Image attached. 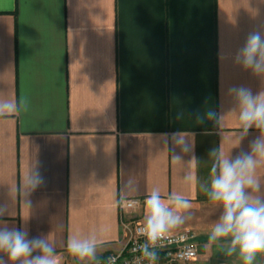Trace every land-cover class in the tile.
<instances>
[{"label":"crops","instance_id":"obj_1","mask_svg":"<svg viewBox=\"0 0 264 264\" xmlns=\"http://www.w3.org/2000/svg\"><path fill=\"white\" fill-rule=\"evenodd\" d=\"M253 31L264 33V0H0V101H27L0 117V226L27 217L29 238L49 239L57 264H91L127 242L121 201L141 198L132 217L144 222L145 194L158 188L190 199L174 232L198 233V264H242L225 254L228 239L208 242L223 209L205 188L213 149L234 158L260 135L240 140L229 93L264 91L233 59ZM172 133H194V146L181 152ZM35 168L45 184L28 208L17 188ZM257 175L264 194V167ZM70 237L94 239L95 259L71 255Z\"/></svg>","mask_w":264,"mask_h":264},{"label":"clouds","instance_id":"obj_2","mask_svg":"<svg viewBox=\"0 0 264 264\" xmlns=\"http://www.w3.org/2000/svg\"><path fill=\"white\" fill-rule=\"evenodd\" d=\"M233 59L244 70H250L254 76L264 78V33H249ZM229 93L236 102L238 127L241 129L240 140L253 128L260 135L250 142L248 151L240 152L234 158L222 152L217 153L215 149L210 152L216 160L211 168V179L205 192L208 200L213 205L221 206L223 212L211 225L208 242L216 244L228 239L230 243L224 249L226 255L236 254L242 264H255L257 256L264 254V194L261 193V179L257 175V169L264 167V91L254 95L250 88L239 86L230 88ZM22 106L24 109L27 107V101L23 97L18 104L0 101V117L17 112ZM207 116L218 125L223 119L221 114L212 110L207 112ZM194 135L193 133V140L190 142L187 137L182 138L178 133L171 134L181 152L191 150L194 146ZM172 159L180 161L182 157L174 154ZM192 159L195 160L194 155ZM192 178V175L185 177L186 180ZM44 184V177L36 168L30 170L21 180L17 191L23 198L25 207H31L29 197ZM191 207L190 199L177 193L163 198L160 190L154 188L145 194V215L140 234L145 237L146 242L140 245V253L150 264H156L159 259L155 250L158 242L168 239L171 233L185 225L186 219L190 217H185L184 213ZM6 212L7 206L0 204V218ZM24 219L25 226L20 228L0 226V252L7 255L10 264H57L55 249L49 239L29 238L27 217ZM179 239L183 240L184 237L180 236ZM67 251L81 260L95 259L96 242L94 239L70 237ZM0 264H5L3 258H0ZM109 264H115L114 257H109Z\"/></svg>","mask_w":264,"mask_h":264},{"label":"built area","instance_id":"obj_3","mask_svg":"<svg viewBox=\"0 0 264 264\" xmlns=\"http://www.w3.org/2000/svg\"><path fill=\"white\" fill-rule=\"evenodd\" d=\"M141 205L142 199L139 197L121 201L122 224L128 230L127 242L121 251L99 257L91 264H109V257L115 258V264H150L140 253V245L146 242L140 234L143 222L132 217ZM180 236L184 239L180 240ZM155 250L159 257L156 264H198V233L191 228L173 232L168 239L158 242Z\"/></svg>","mask_w":264,"mask_h":264}]
</instances>
